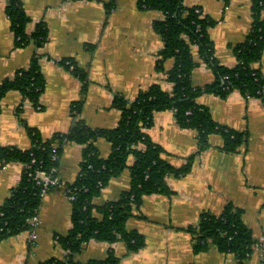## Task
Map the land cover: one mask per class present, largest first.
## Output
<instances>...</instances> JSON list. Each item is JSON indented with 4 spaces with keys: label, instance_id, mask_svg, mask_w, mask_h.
<instances>
[{
    "label": "crops",
    "instance_id": "0c3cea01",
    "mask_svg": "<svg viewBox=\"0 0 264 264\" xmlns=\"http://www.w3.org/2000/svg\"><path fill=\"white\" fill-rule=\"evenodd\" d=\"M21 1L32 19L28 32L44 24L49 39L40 50L35 44L16 48L6 14L7 1L0 0V86L5 79L29 68L40 53L46 87L38 106L19 92L6 95L0 116V146L31 149L33 141L27 127L44 138L69 132L73 126L72 105L82 99V117L89 127L113 129L121 117L112 106L117 94L133 101L154 84L171 90L166 74L157 71L164 43L154 23L164 18L161 12L139 8L138 0ZM185 4L200 6L207 17L218 22L210 30L215 56L221 65L234 68L238 63L235 49L245 42L252 27V0H186ZM194 55L198 59L196 48ZM67 59L74 62L71 70L61 64ZM174 64V60H168L165 71ZM74 66L87 76L84 95V83L73 74ZM257 67L264 77V54ZM192 81L196 87H204L214 83L215 77L211 68L202 64L194 71ZM197 102L210 110L218 124L247 133V143L238 152L228 153L223 150L222 137L213 135L210 146L198 153L195 131L182 129L172 110L157 113L153 127L147 130L150 138L165 150L164 158L176 169L196 155L192 171L184 177H168L171 194L145 197L136 216L129 220L128 230H136L146 239L141 251L128 255L122 242L91 240L78 261L104 260L113 250L122 264H237L233 255L213 245L195 252L187 230L196 226L203 214L219 215L229 204L242 212L253 239L264 241V102L239 92L226 98L204 94ZM97 146L102 157L110 155L109 142L100 139ZM82 158V146L65 147L58 169L61 186L43 199L36 237L30 229L0 242V264H41L66 257L56 237L68 234L72 227V204L66 189L79 177ZM23 170L22 164L0 162V206L19 185ZM130 181L127 170L112 179L94 203L103 205L119 199L129 190ZM246 264H264V255L253 251Z\"/></svg>",
    "mask_w": 264,
    "mask_h": 264
},
{
    "label": "trees",
    "instance_id": "16d2710c",
    "mask_svg": "<svg viewBox=\"0 0 264 264\" xmlns=\"http://www.w3.org/2000/svg\"><path fill=\"white\" fill-rule=\"evenodd\" d=\"M6 14L11 21L15 47L25 48L35 44L42 49L49 39L44 24L28 32L32 22L21 0H6ZM186 0H138L144 10L159 11L162 20L154 23V30L161 37L164 47L157 63V71L165 73L171 90L161 84H154L141 91L133 101L117 94L113 108L121 113L118 126L113 129H93L82 117L84 99L75 102L71 108L73 126L67 133H56L50 138L31 127H27L33 147L21 150L17 147L0 146V162L24 166L19 185L0 206V242L31 229L30 220L38 215L43 199L42 186L32 175L37 170L45 171L51 177L58 176L61 155L67 145L82 146L83 158L80 174L75 183L66 189L67 196H73L72 227L66 235H58L57 243L67 252L64 259H50L41 264H122V259L110 251L104 260L87 263L77 257L91 240L114 244L122 242L128 255L141 251L146 245L145 237L138 231H129L128 222L136 216L145 197L153 194L170 195L167 184L170 176H187L193 167L196 155L188 163L176 169L164 158L165 150L154 143L147 133L154 125L155 115L172 110L182 129L197 133L198 153L210 146V137L219 135L224 141L223 150L236 153L247 143L248 134L222 126L212 118L210 110L197 100L204 94H216L226 98L233 92L246 97L259 98L264 102V77L257 65L264 54V0H252L253 22L245 42L235 49L237 65L228 68L220 64L215 56V45L210 30L218 22L204 14L200 6H187ZM197 49L198 59L194 49ZM37 53L31 66L18 71L13 78L5 79L0 86V116L2 102L12 91L21 93L35 106L46 87ZM174 60V67L165 71V63ZM70 62V64H68ZM61 64L71 70L74 62L63 60ZM202 64L211 68L215 81L211 85L196 87L192 76ZM73 74L83 83V95L87 92L88 81L85 72L74 66ZM104 139L111 145L108 157L99 153L97 142ZM57 155L58 158L54 159ZM35 160V162H33ZM133 162L130 165V162ZM131 173L130 188L119 199L103 205L94 200L109 185L112 179L125 171ZM58 189L52 186L49 193ZM199 253L215 246L224 254L233 255L237 264H246L257 243L252 232L242 219V212L232 204L219 215L205 213L196 226L187 229Z\"/></svg>",
    "mask_w": 264,
    "mask_h": 264
},
{
    "label": "built area",
    "instance_id": "2783aa9c",
    "mask_svg": "<svg viewBox=\"0 0 264 264\" xmlns=\"http://www.w3.org/2000/svg\"><path fill=\"white\" fill-rule=\"evenodd\" d=\"M40 110L41 108L38 107ZM58 156L55 155L54 159H57ZM35 162V160L33 161ZM33 178L35 179L36 183L40 186H42V191H41V197L45 198L51 189L52 186H61V182L59 177L57 176L56 178L51 177L50 174L46 173L45 171L42 170H37L34 175L31 174ZM67 194V193H66ZM70 201L74 200L73 196H67ZM38 216L36 215L34 218L30 220V225H31V230L33 231V238L36 237L35 235V229L38 226ZM253 251L259 252L262 256L264 255V241L258 242L254 245Z\"/></svg>",
    "mask_w": 264,
    "mask_h": 264
}]
</instances>
